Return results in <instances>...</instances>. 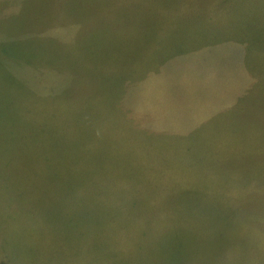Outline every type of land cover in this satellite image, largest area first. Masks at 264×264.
Here are the masks:
<instances>
[{
	"label": "rangeland",
	"instance_id": "rangeland-1",
	"mask_svg": "<svg viewBox=\"0 0 264 264\" xmlns=\"http://www.w3.org/2000/svg\"><path fill=\"white\" fill-rule=\"evenodd\" d=\"M0 264H264V0H0Z\"/></svg>",
	"mask_w": 264,
	"mask_h": 264
}]
</instances>
